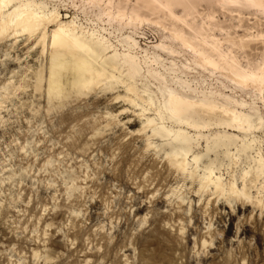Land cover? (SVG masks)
Listing matches in <instances>:
<instances>
[{"label":"rangeland","instance_id":"374dc122","mask_svg":"<svg viewBox=\"0 0 264 264\" xmlns=\"http://www.w3.org/2000/svg\"><path fill=\"white\" fill-rule=\"evenodd\" d=\"M58 1L69 6L68 12L61 8L64 18L78 15L84 30L94 27L87 21L100 12L93 3ZM201 9L205 13L208 7ZM214 10L224 29L239 24L237 17ZM241 11L244 27L264 21L263 14ZM107 20L97 23L111 30ZM197 24L203 25L201 15ZM113 25L115 44L135 31L134 26L119 29L124 21ZM164 26L172 27L165 19L145 24L137 40L147 37L143 42L148 45L159 41L169 35ZM218 29L212 30L215 36L226 37ZM236 32L244 34L242 29ZM236 32L230 36L234 40ZM168 44L176 53L162 54L164 64L169 67L175 61L178 68L165 71L163 84L144 65L139 86L181 90L173 79L177 75L199 86L203 96L231 95L246 103L234 108L246 113L254 108L264 115V105L249 88L234 83L222 70L201 66L191 49L178 41ZM50 50L44 53L25 37L0 42V264H264V211L251 201L228 200L212 190L202 193V168L194 176L179 174L167 163L161 142L147 148L150 133L142 131L144 117L124 102L123 88L108 89L102 82L77 95L65 84L66 97L49 101ZM263 51L264 43L257 42L235 53L244 63L247 58L259 60ZM40 72L43 81L36 90ZM255 135L257 144L237 156V165L223 154L211 153L203 161L222 162L220 175L228 183L229 172L239 177L241 170L253 168L259 142L264 156V127ZM199 146L193 152L202 151ZM253 176L251 172L247 177L249 187ZM250 194L264 201L255 189Z\"/></svg>","mask_w":264,"mask_h":264},{"label":"bare ground","instance_id":"6f19581e","mask_svg":"<svg viewBox=\"0 0 264 264\" xmlns=\"http://www.w3.org/2000/svg\"><path fill=\"white\" fill-rule=\"evenodd\" d=\"M58 2L0 0V42L25 37L34 41V47L44 53L48 47L51 49L48 55L49 101L66 97L65 84L77 95H84L86 90L102 82L108 89L123 88L126 93L124 102L144 117L142 131L150 133L147 148H153L154 141L161 142L167 148V163L179 174L190 173L194 176L202 168L203 173L198 176L202 193L212 190L213 195L224 196L228 200L251 201L256 209L263 212L264 201L260 196L254 200L250 194V190L255 189L258 195H264L261 142L253 160V168L241 170L239 177L235 172H229L228 183L220 175L219 166L223 165L222 162L209 160L205 163L203 158L209 157L211 153L217 157L223 154L231 165H237L240 160L237 156L245 155L257 144L259 138L255 133L264 127V115L254 108L249 113L238 110L246 103L235 100L231 95L208 93L203 96L199 86H193L177 75V79H173L181 90L160 85L153 91L147 84L139 86V82H143L145 77L142 74L144 65L148 67V74L154 75L163 84L167 82L165 71L178 68V64L172 61L169 67L166 66L162 54L176 53L168 43L178 41L184 48L191 49L201 66L224 71L225 76L234 79V83L249 88L256 100L264 105V51L259 60L247 58L244 63L235 53L236 49L245 50L253 43H264V27H261L264 21L259 19L258 24L255 21L250 23L251 26L244 27L242 19L245 16L241 11L252 10L264 15V0H83L84 5L93 3V6L100 9L95 20H87L94 27L86 30L84 28L87 27L79 23L78 15L66 14L64 18L61 8L68 12L69 6L66 2ZM73 6L77 9L76 5ZM204 6L208 10L200 13ZM214 7L225 14L228 12L231 18L237 17L234 19L239 24H231L233 29H224L223 22L216 19ZM200 15L202 26L195 25V19ZM106 18L108 20L105 25L111 30L114 29L113 22L118 20L125 23L119 29L134 26L135 31L122 36L115 44L111 39V30L98 25L105 23ZM161 19L172 25L170 30L165 26L162 29L168 36L160 37L159 41L150 45L143 42L147 37L145 39L142 36L144 39L140 38V42L137 40L138 30L143 29L145 24L158 25ZM177 23L183 27L177 26ZM204 25L209 26L210 33ZM217 27L226 37L215 36L212 30ZM238 29H242L244 34H237ZM232 30L237 34L235 40L230 37ZM141 42L146 45V49L141 47ZM189 65L185 64L184 67L190 69ZM36 81V90H40L42 72L37 75ZM219 97L223 99L222 102L217 100ZM200 144L203 146L202 151L193 152ZM251 172L254 176L249 187L247 177Z\"/></svg>","mask_w":264,"mask_h":264}]
</instances>
